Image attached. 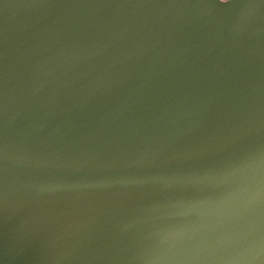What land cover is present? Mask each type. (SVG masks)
<instances>
[{
  "label": "water",
  "instance_id": "95a60500",
  "mask_svg": "<svg viewBox=\"0 0 264 264\" xmlns=\"http://www.w3.org/2000/svg\"><path fill=\"white\" fill-rule=\"evenodd\" d=\"M0 264H264V0H0Z\"/></svg>",
  "mask_w": 264,
  "mask_h": 264
}]
</instances>
